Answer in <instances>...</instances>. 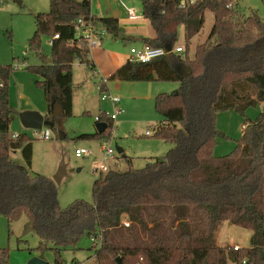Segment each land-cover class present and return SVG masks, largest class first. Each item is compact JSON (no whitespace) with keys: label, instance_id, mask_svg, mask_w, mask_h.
Returning <instances> with one entry per match:
<instances>
[{"label":"trees","instance_id":"obj_1","mask_svg":"<svg viewBox=\"0 0 264 264\" xmlns=\"http://www.w3.org/2000/svg\"><path fill=\"white\" fill-rule=\"evenodd\" d=\"M182 1L142 0V12L156 34L147 45L174 50L183 28L184 52L149 63L128 61L111 77L180 83L155 99L163 118L155 136L173 148L143 169L133 168L125 157L129 170L113 169L97 177L93 203L77 200L61 210L54 181L32 173V139L10 134L16 117L9 104L13 65L0 66V216L10 226L26 216L25 234L36 235L37 250L53 251L57 263L62 252L87 237L94 242V264H264V111L255 121H245L232 154L217 157L214 152L223 135L216 128L218 114L245 115L264 103V21L255 11L244 17L236 0H197L181 7ZM208 12L214 17L211 33L191 57L192 41ZM80 19L121 37L119 20L93 16L90 0H50V11L35 16L29 50L43 63L30 69L41 78L37 84L48 100L47 129L59 127L51 115L56 99L64 117L73 115L74 65L95 70L87 41L77 37ZM43 36L50 38L48 60L41 56ZM183 66L192 69L190 76L181 77ZM98 117L96 124L104 121L106 131L81 137L111 142L114 121L105 114ZM18 150L25 166L12 157ZM225 223L251 231L250 246L238 251L220 246L218 233ZM0 256L6 261L5 252Z\"/></svg>","mask_w":264,"mask_h":264},{"label":"rangeland","instance_id":"obj_2","mask_svg":"<svg viewBox=\"0 0 264 264\" xmlns=\"http://www.w3.org/2000/svg\"><path fill=\"white\" fill-rule=\"evenodd\" d=\"M77 1V0H76ZM92 15L97 18L111 17L115 12L121 14L119 26L121 37L114 38L106 32L102 50L126 57L131 44L123 41L128 35L137 32H153L151 22H131L128 19L127 7L142 12V0H90ZM238 8L244 17L252 11L258 13L264 21L263 0H236ZM50 11V0H4L0 5V66H12L17 61L23 66L21 71L10 75L9 104L16 112V117L10 126V134H27L32 139L33 162L32 173L53 179L57 175L62 163L66 166V176L62 182L56 184L57 201L61 210H65L77 200L93 203V184L98 175L94 172L93 164L101 155L100 139L83 138L82 135L97 133L96 117L105 114L109 119L115 108L110 101L101 100L98 84L102 78L83 64H76L73 68L74 80V107L71 117H59L58 129H50L51 139L43 140L34 136L33 130L23 128L19 114L24 111L43 113L48 107V100L43 88L37 84L41 78L30 68L41 65L43 61L35 52L29 50V41L36 31L35 16ZM145 27H142V25ZM214 24L213 15L206 14V22L201 33L192 41L190 55L194 56L198 45L203 44L209 37ZM101 28V26H99ZM41 56L46 60L51 57L49 36L42 37ZM185 47L184 29L180 28L176 47ZM92 51V50H91ZM96 52V51H95ZM110 93L119 97V109L122 111L118 119L113 122L112 148L124 150L123 154L116 152V161L110 166L127 171L130 166L126 158L131 159L132 167L143 169L156 158H163L173 148L169 143L155 136L154 127L161 125L163 118L155 108V99L159 94L172 93L180 87L179 82H121L108 80ZM264 111V103L250 107L245 115L236 111H226L217 115L216 128L223 135L217 139L214 149L217 157L232 154L241 140L245 121H255ZM104 123V121H103ZM47 129L43 127L42 133ZM111 130V129H110ZM152 131L153 136H145L146 131ZM59 132L66 137L59 139ZM41 133V134H42ZM77 149H87L93 152L92 157L76 158ZM16 163L25 166L21 150L12 154ZM28 222L26 216L9 225L4 216H0V253L5 252L6 263L0 264H27L33 257H43L49 264H72L77 261L81 264H94V242L90 238H83L78 247L62 252L60 263H57L53 251L40 253L37 250L39 238L34 234H25ZM252 232L237 226L225 223L218 233L220 246H239L248 248ZM1 258V256H0Z\"/></svg>","mask_w":264,"mask_h":264},{"label":"built area","instance_id":"obj_3","mask_svg":"<svg viewBox=\"0 0 264 264\" xmlns=\"http://www.w3.org/2000/svg\"><path fill=\"white\" fill-rule=\"evenodd\" d=\"M197 0H183L181 7H185L187 5H192ZM4 3V0H0V5ZM232 7V5H230ZM127 15L128 19L130 21H142L145 19L144 13L140 12L138 13L135 8L127 7ZM77 37L83 38L85 41H87L89 45V49L92 50L94 48L100 47L103 43V40L106 36L107 30L103 27H95L91 23L87 21H83L80 19L78 21V26L76 28ZM56 39L59 38V36H55ZM183 53L184 48L183 47H176L174 50H171V52H167L163 47H152L149 45H144L142 47H134L130 49V61L135 63H149L157 58L165 57L167 55H170L171 53ZM12 69L14 72L21 71L23 69V66L20 64L19 61L15 63L12 66ZM107 80L103 79L98 84V88L100 93H102L101 100L102 101H110L111 104L115 108V113L110 117L114 122L118 119L119 114H121V110L119 109V104L121 102V99L119 97H115L110 93H106L107 91H103V88L106 87ZM2 86V84H0ZM96 121H99V117H96ZM245 126L243 127V129ZM34 136L37 138H41L43 140H50L51 139V131L50 129H46L43 133L38 130H33ZM154 131L156 133L157 128L154 127ZM42 133V134H41ZM145 136L151 137L153 136L152 131L148 130L145 133ZM18 137L17 134L13 135V138L16 139ZM101 155L103 156L102 159L98 160L96 159L93 164L94 172L100 176L101 174L108 173L109 171L116 169L112 166H110V163L115 162L116 159V150L112 148L110 142H103L101 144ZM118 153V152H117ZM76 158H84V157H92L93 152L87 149H77L75 151ZM124 225L126 227L130 226L129 222H124ZM235 251L240 250L241 248L239 246H234Z\"/></svg>","mask_w":264,"mask_h":264},{"label":"water","instance_id":"obj_4","mask_svg":"<svg viewBox=\"0 0 264 264\" xmlns=\"http://www.w3.org/2000/svg\"><path fill=\"white\" fill-rule=\"evenodd\" d=\"M113 18L118 19V15L114 14L112 16ZM88 21V19H86ZM167 52H171L172 48L171 47H163ZM51 60H49V63ZM181 77L185 78L188 77L192 74V69L188 66H183L181 69ZM65 112L63 109V106L61 102L56 99L54 103L52 104L51 107V115L54 118H59L64 116ZM19 119L20 122L23 126L24 129L26 130H38L41 131L44 127L45 124V115L36 112V111H24L19 114ZM96 129L98 133H104L107 129V124L106 123H98L96 124ZM66 136L62 133L59 132V139H64ZM117 152L119 154H123L124 150L121 148L117 147ZM66 166L64 163L61 164L60 169L57 173L56 176L53 177V181L55 184H60L64 177L66 176ZM119 261V260H118ZM27 264H49L46 260L42 259L41 257H33L31 258Z\"/></svg>","mask_w":264,"mask_h":264},{"label":"crops","instance_id":"obj_5","mask_svg":"<svg viewBox=\"0 0 264 264\" xmlns=\"http://www.w3.org/2000/svg\"><path fill=\"white\" fill-rule=\"evenodd\" d=\"M77 1H83V0H77ZM114 14L118 15V20H119L121 14L119 12H115ZM131 22H134V21H131ZM137 22H141V21H137ZM142 27H145V24H144V26L142 25ZM155 36H156V34H155L154 30H153V32H150V31H148V32L147 31L137 32L134 35L126 36V39L128 40L126 42V45L131 44V48L142 47L144 45H147L146 42H148L150 40H154ZM103 42H104V40H103ZM102 45H103V43H102ZM102 45L100 47L92 49V51L90 50V59L92 60L94 66H95V70L93 71V74L94 75L99 74L100 77L102 78V80L103 79L111 80V77L114 75V73L121 66H123L125 63L130 61V50H129L128 56H126L125 58L124 57H118V55H113L111 53L108 54L107 52L103 51ZM76 64H78V63H76ZM106 91H109L108 82L106 84ZM103 102H105V101H103ZM73 107H74V99H73ZM42 114L45 116L48 114V107H47L46 111L43 112Z\"/></svg>","mask_w":264,"mask_h":264}]
</instances>
